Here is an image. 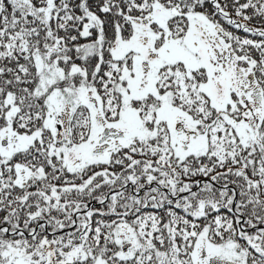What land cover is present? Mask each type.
<instances>
[{"label":"snow or ice","instance_id":"1","mask_svg":"<svg viewBox=\"0 0 264 264\" xmlns=\"http://www.w3.org/2000/svg\"><path fill=\"white\" fill-rule=\"evenodd\" d=\"M0 264H264V0H0Z\"/></svg>","mask_w":264,"mask_h":264}]
</instances>
